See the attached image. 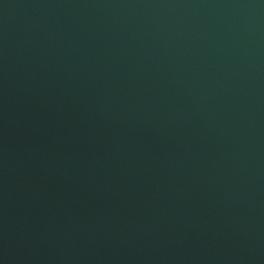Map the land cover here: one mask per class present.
Listing matches in <instances>:
<instances>
[{
	"label": "water",
	"instance_id": "1",
	"mask_svg": "<svg viewBox=\"0 0 264 264\" xmlns=\"http://www.w3.org/2000/svg\"><path fill=\"white\" fill-rule=\"evenodd\" d=\"M0 264H264V0H0Z\"/></svg>",
	"mask_w": 264,
	"mask_h": 264
}]
</instances>
